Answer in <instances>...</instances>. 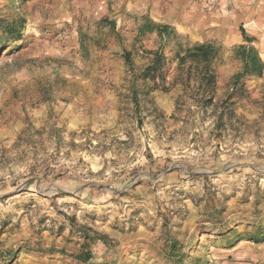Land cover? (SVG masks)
<instances>
[{
    "label": "rangeland",
    "instance_id": "1",
    "mask_svg": "<svg viewBox=\"0 0 264 264\" xmlns=\"http://www.w3.org/2000/svg\"><path fill=\"white\" fill-rule=\"evenodd\" d=\"M239 44L264 63V0H0V264H264Z\"/></svg>",
    "mask_w": 264,
    "mask_h": 264
},
{
    "label": "trees",
    "instance_id": "2",
    "mask_svg": "<svg viewBox=\"0 0 264 264\" xmlns=\"http://www.w3.org/2000/svg\"><path fill=\"white\" fill-rule=\"evenodd\" d=\"M168 29L167 25L155 24L151 20H147L144 24L140 25L138 31L143 33L145 30H156L161 35ZM240 33L246 43L252 42V38L247 36L243 28L240 27ZM219 48L212 42H195L184 49L183 54L179 52L176 58L180 63L188 60L195 64H200L209 70L211 61L217 56ZM236 55L242 62V71L248 76L259 75L264 70V63L259 57L253 45L239 44L236 46ZM158 57V55H157ZM128 66L132 68L131 60L128 54L125 55ZM159 59V57H158ZM151 70V67L148 68ZM90 256L86 255L85 261H88Z\"/></svg>",
    "mask_w": 264,
    "mask_h": 264
},
{
    "label": "crops",
    "instance_id": "3",
    "mask_svg": "<svg viewBox=\"0 0 264 264\" xmlns=\"http://www.w3.org/2000/svg\"><path fill=\"white\" fill-rule=\"evenodd\" d=\"M196 41V40H195ZM197 41H199V40H197Z\"/></svg>",
    "mask_w": 264,
    "mask_h": 264
}]
</instances>
